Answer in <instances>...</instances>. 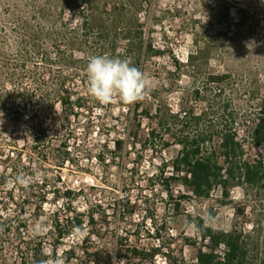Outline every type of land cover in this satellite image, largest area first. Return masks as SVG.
Here are the masks:
<instances>
[{
  "label": "trees",
  "instance_id": "1",
  "mask_svg": "<svg viewBox=\"0 0 264 264\" xmlns=\"http://www.w3.org/2000/svg\"><path fill=\"white\" fill-rule=\"evenodd\" d=\"M11 1L0 3V15L4 17L0 20V107L20 115L30 109L19 112V100L55 102L47 116L32 113L28 115L30 119L21 118L26 145H12L3 160L4 164L17 162V166L10 167L17 181L18 175L34 171L37 165L63 168L74 160L68 139V131H73L69 128L71 115L75 117L89 107V100H95L88 93L86 68L90 57L128 59L144 74L147 59L162 50L154 49L149 40L152 27L147 24L160 19L148 0ZM241 5L234 11L228 4L215 33L203 38V45L194 40L196 51L186 61L172 58L174 75L187 76L191 84L184 100L204 101L205 109L189 105L174 112L163 104L153 112L150 106H141L143 101L155 98L151 90L129 108L130 138L126 141L131 139L133 146L147 147L156 153L177 146L172 173L164 181L167 185L182 184L196 197L220 188L224 197H229L233 187L264 189V153H252L254 147H264V111L259 102L264 99L263 76L259 69L254 70L246 60L239 59L245 52L246 59H250L259 48L264 52V5L261 0H241ZM9 22H13L11 27L7 26ZM240 40L250 43L249 48L238 44ZM237 44L242 48L238 56L242 62L231 68L225 57L228 49ZM214 60L221 61L222 66L211 70ZM56 103L66 111L64 117L57 113ZM122 142L124 138H117L114 144L122 148ZM26 155L30 161L27 167L23 160ZM60 191L55 187L52 192L60 197ZM64 194L70 195L71 190ZM39 198L44 202L46 196ZM35 210L38 214L40 206ZM238 211L243 213L244 208L238 206ZM23 219L15 227L20 242L28 238L25 247L17 245L21 253L19 264H41L48 259L43 238H31L26 230L27 219ZM81 223L76 219L74 227ZM59 225L57 218L54 228ZM194 225L212 247L209 251L199 248V264H247V246L241 234L217 232L201 217H196ZM12 226L11 217L0 214V233H11ZM15 231L8 240H12ZM219 247L224 249L221 254L216 251ZM88 255L94 264L114 262L113 253L105 248H96ZM258 264H264V256Z\"/></svg>",
  "mask_w": 264,
  "mask_h": 264
},
{
  "label": "rangeland",
  "instance_id": "2",
  "mask_svg": "<svg viewBox=\"0 0 264 264\" xmlns=\"http://www.w3.org/2000/svg\"><path fill=\"white\" fill-rule=\"evenodd\" d=\"M11 2L0 0L2 5ZM147 2L157 10L160 19L147 24L152 27L149 40L162 53L153 54L145 63L144 76L155 98L143 101L141 106H150L153 112L163 104L174 112L189 105L205 109L204 101L184 100L191 84L187 76L174 75L172 58L186 61L196 51L194 40H200L203 45V38L215 33L218 19H222L228 4L238 11L242 8L241 0ZM261 2L264 5V0ZM3 18L0 15V20ZM12 23L7 26L11 27ZM238 44L250 46L242 40ZM238 44L228 49L225 57L231 68L239 63L242 48ZM245 53L239 59L246 60L254 70L259 69L264 82L263 50L253 51L250 59H246ZM220 62L212 61L211 70L222 66ZM53 101L19 100V112L26 107L30 109L20 115L0 107V214L13 220L11 233H0V264L21 262L17 245H23L28 238L20 242L15 227L23 218L27 219L26 230L31 238H43L48 259L41 264H55L61 257L63 264H94L89 261L88 253L96 248L113 253V264H199V248L209 251L212 247L195 227L196 217L204 218L217 232L241 234L247 246V264H258L264 256V189L233 187L229 197H224L220 188L196 197L182 184L167 185L164 180L172 173L171 164L178 147L174 145L156 153L147 147L133 146L131 139L126 141L130 138L127 123L131 105H124L118 99L107 106L89 100V107L81 109L75 117L71 115L69 128L73 131H68V139L72 162L63 168L37 165L34 171L23 175L28 181L26 185L16 181L10 167L17 166V162L4 164L3 160L12 145L19 148L26 145L25 124L21 118L30 119L28 115L32 113L47 116ZM259 102L264 111V99ZM56 110L65 116L66 111L60 104L56 103ZM63 133L67 136V130ZM117 138H124L122 148L115 146ZM252 153L260 155L264 147H254ZM23 160L26 167L30 166L28 155ZM55 187L60 188V197L52 192ZM67 189L71 190L70 195L64 194ZM43 194L44 202L39 198ZM184 194L189 197H183ZM37 206H40L38 214ZM238 206L244 208L243 213H239ZM57 218L60 225L55 229ZM76 219L82 222L80 227H74ZM13 229L12 240H8ZM223 250L216 249L219 254Z\"/></svg>",
  "mask_w": 264,
  "mask_h": 264
},
{
  "label": "clouds",
  "instance_id": "3",
  "mask_svg": "<svg viewBox=\"0 0 264 264\" xmlns=\"http://www.w3.org/2000/svg\"><path fill=\"white\" fill-rule=\"evenodd\" d=\"M86 71L88 93L100 105L107 106L117 99L124 105H132L148 95L147 78L128 59L92 56L89 58ZM16 179L21 184L28 183L21 175ZM55 264H63V258L55 260Z\"/></svg>",
  "mask_w": 264,
  "mask_h": 264
}]
</instances>
